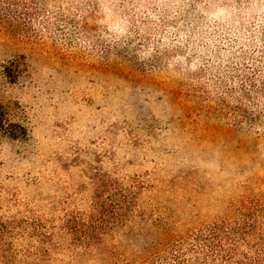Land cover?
<instances>
[{
	"label": "rangeland",
	"instance_id": "374dc122",
	"mask_svg": "<svg viewBox=\"0 0 264 264\" xmlns=\"http://www.w3.org/2000/svg\"><path fill=\"white\" fill-rule=\"evenodd\" d=\"M261 237L264 0H0V264Z\"/></svg>",
	"mask_w": 264,
	"mask_h": 264
},
{
	"label": "trees",
	"instance_id": "16d2710c",
	"mask_svg": "<svg viewBox=\"0 0 264 264\" xmlns=\"http://www.w3.org/2000/svg\"><path fill=\"white\" fill-rule=\"evenodd\" d=\"M259 249L254 255L238 253V241L226 244L220 238H206L193 248V264H264V238L260 239ZM165 264H188L174 256Z\"/></svg>",
	"mask_w": 264,
	"mask_h": 264
}]
</instances>
